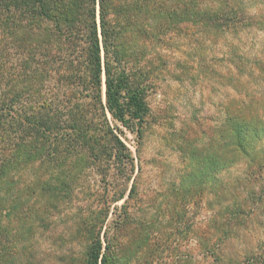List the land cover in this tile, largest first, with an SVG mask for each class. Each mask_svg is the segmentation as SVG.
Instances as JSON below:
<instances>
[{"label":"trees","instance_id":"trees-1","mask_svg":"<svg viewBox=\"0 0 264 264\" xmlns=\"http://www.w3.org/2000/svg\"><path fill=\"white\" fill-rule=\"evenodd\" d=\"M171 34L201 50L194 60L209 75L218 65L223 93L208 143L182 158L175 196L213 194L218 205L201 245L214 264H264V240L256 251H223L242 234L248 208L264 197V0H0V264H45L33 243L22 247L24 254L12 247L17 236L30 241L34 212L50 225L73 192L82 159L92 162L106 189L96 191L91 219L81 223L83 253L66 264H136L144 249L152 252L154 218L131 224L128 214L150 115L137 60L158 53ZM123 129L136 135L135 155ZM240 164L243 178L232 187L213 184L215 173ZM243 183L260 186L261 194ZM124 229L134 233L129 244Z\"/></svg>","mask_w":264,"mask_h":264},{"label":"rangeland","instance_id":"rangeland-1","mask_svg":"<svg viewBox=\"0 0 264 264\" xmlns=\"http://www.w3.org/2000/svg\"><path fill=\"white\" fill-rule=\"evenodd\" d=\"M255 42V47L263 45L260 38H256ZM159 45V52L151 53L152 56L149 55L147 61L137 60L144 67L142 83L147 85L146 102L150 108L142 142L139 146L136 135L127 130L123 129L122 135L133 155L139 146L142 166L137 194L128 200V214L132 218L130 223L150 217L156 222L151 235L152 252L149 254L144 249L140 255L145 259L136 261V264H214L212 258L205 255L201 245L202 229L207 225L212 209L218 205L213 194L205 192L193 200H184L178 199L175 193L177 190L180 192L182 158L193 146L204 148L210 134L208 126L213 127L221 119V71L214 64L213 73L209 75L196 65L194 59L201 50L195 51L191 41L183 36L172 39V34L168 35ZM163 59L168 61L167 68L160 61ZM177 61L181 63L176 64ZM150 63L155 64L156 68ZM187 135L194 140L185 142L183 137ZM184 144L187 146H183ZM90 163V160H81L73 192L53 212L55 214L52 219L48 220L50 225L45 228L46 220L40 222L34 212L31 224L33 236H30V241L25 237L21 241L17 236L12 251L24 254L28 250L23 251L22 247L26 243H33L39 262L45 264H56L57 258V263L66 264L68 256L80 257L87 240L82 231L85 224L81 223L91 219V213L97 205L96 191L106 189L102 182L104 179ZM244 167V164L235 165L215 173L213 184L224 188L232 187L233 183L243 178ZM241 185L250 190L254 187L256 194H261L260 186L251 183ZM246 188L240 187L241 190ZM260 200L248 208L250 212L242 224L246 227L239 225L242 234L239 232V236L230 240L224 246V252L239 255L244 246L256 251L257 243L264 240V197ZM40 202L44 203V199H39ZM120 203L122 200L117 204ZM175 209L179 211L178 215L172 213ZM118 212L119 215L122 214L119 210ZM112 231L115 232V229L110 232ZM124 231L121 232V238L125 244H129L134 233H129L131 229ZM2 244L6 247L8 241H3ZM69 264L78 263L69 260Z\"/></svg>","mask_w":264,"mask_h":264}]
</instances>
